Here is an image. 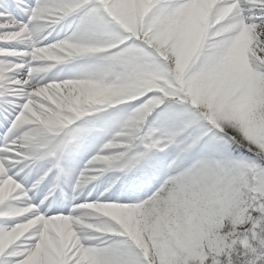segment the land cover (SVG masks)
I'll use <instances>...</instances> for the list:
<instances>
[{
	"label": "snow or ice",
	"instance_id": "obj_1",
	"mask_svg": "<svg viewBox=\"0 0 264 264\" xmlns=\"http://www.w3.org/2000/svg\"><path fill=\"white\" fill-rule=\"evenodd\" d=\"M0 264H264V0H0Z\"/></svg>",
	"mask_w": 264,
	"mask_h": 264
}]
</instances>
